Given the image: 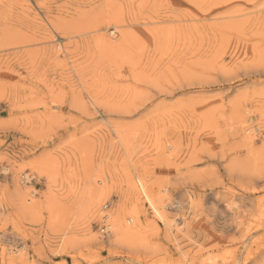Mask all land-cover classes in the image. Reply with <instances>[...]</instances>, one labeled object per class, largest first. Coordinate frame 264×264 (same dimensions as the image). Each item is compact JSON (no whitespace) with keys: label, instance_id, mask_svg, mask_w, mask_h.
I'll list each match as a JSON object with an SVG mask.
<instances>
[{"label":"rangeland","instance_id":"rangeland-1","mask_svg":"<svg viewBox=\"0 0 264 264\" xmlns=\"http://www.w3.org/2000/svg\"><path fill=\"white\" fill-rule=\"evenodd\" d=\"M0 264H264V0H0Z\"/></svg>","mask_w":264,"mask_h":264},{"label":"bare ground","instance_id":"bare-ground-1","mask_svg":"<svg viewBox=\"0 0 264 264\" xmlns=\"http://www.w3.org/2000/svg\"><path fill=\"white\" fill-rule=\"evenodd\" d=\"M149 202H150V201H149ZM150 204L153 206V204H152L151 202H150ZM153 208H154V206H153ZM154 210H155V212H157L155 208H154ZM103 219H105L104 221H105V223H106V219H107V217L104 216ZM106 226H107V223H106Z\"/></svg>","mask_w":264,"mask_h":264}]
</instances>
